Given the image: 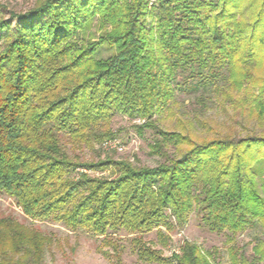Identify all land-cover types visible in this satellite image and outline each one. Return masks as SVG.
Returning a JSON list of instances; mask_svg holds the SVG:
<instances>
[{"label": "trees", "instance_id": "16d2710c", "mask_svg": "<svg viewBox=\"0 0 264 264\" xmlns=\"http://www.w3.org/2000/svg\"><path fill=\"white\" fill-rule=\"evenodd\" d=\"M94 22L99 42L78 45L76 36ZM102 43L114 54L95 59ZM260 62L264 0H38L25 13L0 3V194L33 221L103 238L118 258L123 248L113 235L124 232L135 236L142 261L212 264L196 244L184 242L166 259L142 236L156 230L166 246L163 229L184 228L193 211L219 235L264 224V201L249 195L243 180L264 158V137L200 140L154 118L177 90L216 91L218 78L229 81V91L258 87L264 96L250 65ZM229 91L223 96L231 101ZM117 114L145 121L134 128L153 132L151 153L163 163L137 167L111 155L98 162L69 155L67 142L93 148L117 140ZM106 171L109 177L90 174ZM49 244V237L0 219V264H41ZM261 245L254 257L264 261ZM229 253L232 264H242L234 247Z\"/></svg>", "mask_w": 264, "mask_h": 264}, {"label": "rangeland", "instance_id": "374dc122", "mask_svg": "<svg viewBox=\"0 0 264 264\" xmlns=\"http://www.w3.org/2000/svg\"><path fill=\"white\" fill-rule=\"evenodd\" d=\"M37 1L0 0V3L7 8V11L25 13L32 9ZM249 10L246 4L244 14L247 19L250 16ZM3 18L8 19L9 15L6 13ZM95 23L89 30L76 36L78 45L87 46L90 42H99L100 33ZM113 54L114 48L102 43L93 57L107 59ZM250 65H256L252 70L254 79L264 81V63ZM224 75L227 73H222V76ZM217 81L216 91L209 89L189 91L186 88L177 90L170 108L154 118L157 119L158 125L167 131L190 130L200 140L228 137L238 141L249 137H264V112L262 115L259 114L261 111L259 103L264 105V96L258 94V87L229 91V81L222 78H218ZM225 91L231 94V101L225 100L223 96ZM144 123L145 121L140 118L117 114L111 124V130L118 133L117 140L102 147L95 144L93 148L85 145L72 148L67 142L68 153L71 157H79L89 162H98L111 155L116 160H128L137 167H157L164 160L151 153L153 132L148 129L137 132L134 128ZM167 150L171 156L177 155L174 147L170 146ZM90 174L96 177H109L111 172ZM243 180L247 193L249 195L256 193L264 201V158L244 171ZM0 219L13 220L50 238V244L45 248L41 264H158L139 259L132 243L134 235L124 232L113 235V239L123 248L118 258L111 247L104 245L103 238L83 231H70L62 224L33 221L23 213L14 199L5 194H0ZM163 232L170 239L166 246L157 236L156 230L143 235L142 239L149 248L160 251L162 257L166 259L173 253L179 255L184 242H190L196 244L204 254H208L212 264H232L229 252L233 247L242 264H264L263 260L254 257L255 247L264 241V224L260 220L254 221L246 231L235 236L219 235L211 233L200 222L197 212L193 211L184 228L176 229L171 233H166L163 229ZM259 248L264 249L262 245Z\"/></svg>", "mask_w": 264, "mask_h": 264}]
</instances>
